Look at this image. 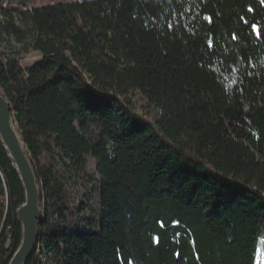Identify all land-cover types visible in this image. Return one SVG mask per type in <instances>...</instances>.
Here are the masks:
<instances>
[{
    "label": "trees",
    "instance_id": "trees-1",
    "mask_svg": "<svg viewBox=\"0 0 264 264\" xmlns=\"http://www.w3.org/2000/svg\"><path fill=\"white\" fill-rule=\"evenodd\" d=\"M30 1L0 0V39L40 56L0 50L43 193L26 264H264V3L6 6ZM24 199L0 143V264Z\"/></svg>",
    "mask_w": 264,
    "mask_h": 264
},
{
    "label": "water",
    "instance_id": "water-1",
    "mask_svg": "<svg viewBox=\"0 0 264 264\" xmlns=\"http://www.w3.org/2000/svg\"><path fill=\"white\" fill-rule=\"evenodd\" d=\"M0 143L16 171L24 191V204L18 209L22 237L8 264H26L34 255L43 217V193L37 175L18 131L10 102L0 88Z\"/></svg>",
    "mask_w": 264,
    "mask_h": 264
},
{
    "label": "rangeland",
    "instance_id": "rangeland-1",
    "mask_svg": "<svg viewBox=\"0 0 264 264\" xmlns=\"http://www.w3.org/2000/svg\"><path fill=\"white\" fill-rule=\"evenodd\" d=\"M76 1H87V0H32L28 2L24 8V6L20 3L8 2L6 6L10 9H17L23 11L24 9H37V8H45L58 4H66L69 2ZM20 26V23L17 22ZM1 45L0 50L4 53L5 56L16 57L22 60V64L24 66H28L33 64L34 62L40 59L39 54L32 51L29 41H26L25 44H18L15 40H8L6 37H2L0 39ZM131 101L137 107V111L139 114L144 111L149 112V116L155 117L157 115V110L151 107H148L147 101L143 98V96L139 92H134L130 95Z\"/></svg>",
    "mask_w": 264,
    "mask_h": 264
},
{
    "label": "snow or ice",
    "instance_id": "snow-or-ice-1",
    "mask_svg": "<svg viewBox=\"0 0 264 264\" xmlns=\"http://www.w3.org/2000/svg\"><path fill=\"white\" fill-rule=\"evenodd\" d=\"M262 3H264V0H261Z\"/></svg>",
    "mask_w": 264,
    "mask_h": 264
}]
</instances>
